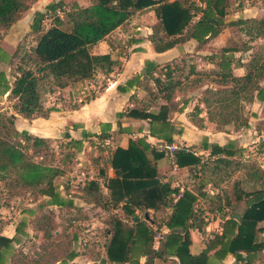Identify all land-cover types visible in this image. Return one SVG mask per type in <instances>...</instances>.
Here are the masks:
<instances>
[{
  "label": "trees",
  "instance_id": "trees-1",
  "mask_svg": "<svg viewBox=\"0 0 264 264\" xmlns=\"http://www.w3.org/2000/svg\"><path fill=\"white\" fill-rule=\"evenodd\" d=\"M38 1L41 0H0V33L7 31ZM47 1L45 12H36L30 26L35 37L34 45L28 50L18 47L12 55L13 61H9L8 54L0 49V60L9 61L14 78L10 89L4 72L0 71V94H6L10 89L8 100L12 103L11 110L27 120L46 117L54 111L44 107L45 95L82 84L93 79L98 72L111 73L117 61L110 55H94L91 48L133 16L146 11L154 14L160 27L154 30L151 27L149 40L156 53H163L191 40L197 43L198 48L207 45L221 33L225 24L220 19L227 7L226 0H91L87 6H79L71 0ZM196 17L197 21L192 22ZM49 18L51 22L45 27L44 22ZM247 22L251 23L255 37H264V13L259 19L238 20L226 25L239 26ZM237 51L235 48L221 49L220 58L215 62L218 70L208 74L214 77L212 82L219 88L207 86L198 102L205 108L207 120L221 132L229 126L235 130L249 128L250 123L243 114L244 103L264 102V52L252 57L246 66L235 67L232 54ZM212 57H209L211 64L215 59ZM234 68H244V75H235ZM157 69V65L146 62L144 72L128 81V88L146 76L144 89L150 90L146 85L152 80L158 93L169 103L173 94L181 89V79L176 76L178 69L174 63ZM167 111V106H161L156 113L138 109L120 113L118 117L147 121L149 136L172 144L171 135L164 133L169 126ZM194 112H200L197 106ZM195 123L201 127L200 120ZM84 137L89 140L88 135ZM98 139L103 141L106 138ZM50 141L17 131L15 117L5 111L0 112V184L10 200L29 192L48 199L47 206L61 209L74 205L55 188L54 181L65 174L64 170L46 162L33 161L37 154L43 152L45 156L51 151ZM83 144L82 140L70 139L65 142V147L80 153ZM203 148L208 150V157H214L212 160L222 165L227 163L226 159L236 155L232 141L224 146L205 143ZM110 157L109 165L114 177H105L109 200L115 206L121 204L122 215L130 219L131 225L125 226L120 219L109 222V228L104 232L108 242L103 263L165 264L175 258L178 264H210L211 261L222 264L228 256L234 259L235 264H255L259 260L260 253L264 251V242L259 238L262 230L258 226L264 222V190L248 196L247 207L242 214L224 213L223 207L209 208L207 213L219 215L220 233L212 234L204 248L192 254L191 231L204 235L208 225L204 210L196 207L199 198H208L207 195L201 190L180 191L163 183L156 162L164 157V153L157 152L143 138L129 140L126 149L115 148ZM174 159L178 169L191 171L201 165L199 156L187 149L175 151ZM98 175L104 176L103 168L99 169ZM256 177L255 172L249 174L251 180ZM83 192L86 202L97 208L103 209L109 201L94 183L86 184ZM242 193L235 189L237 202L249 195ZM215 199L218 202L223 200L219 196ZM161 210L169 212L159 222L148 215V211L156 214ZM138 211L144 213L142 218ZM236 215L239 221L235 219ZM36 216L31 223L32 231L41 233L45 240L50 241L54 234L52 214ZM26 225L22 221L16 233L26 237L23 231ZM158 233H161V238L156 241ZM17 242L16 236L0 235V264H54L57 261L67 264L77 257L76 252L71 251L60 258L58 253L66 249L56 245L50 250L53 244L41 246V251L33 257L22 252L14 253L12 244Z\"/></svg>",
  "mask_w": 264,
  "mask_h": 264
},
{
  "label": "rangeland",
  "instance_id": "rangeland-1",
  "mask_svg": "<svg viewBox=\"0 0 264 264\" xmlns=\"http://www.w3.org/2000/svg\"><path fill=\"white\" fill-rule=\"evenodd\" d=\"M71 1L73 2L74 0ZM226 3L225 15L220 19L225 25L217 37L218 39L202 47L200 55L195 53L183 55L180 59L173 62L178 69L176 74L178 79H185V76L188 75V79L185 82L179 79L182 83L179 91L182 93L189 92L188 94L194 97L199 96V101L207 86L219 88V85L212 82L214 77L208 74L211 71L218 70L215 62H218L222 48H235L238 50L232 54L235 67L246 66L252 57L264 52V37L254 36L251 23L247 22L239 26L226 25L238 20L261 18L264 13V0H226ZM42 10L45 12V6H42ZM149 13L150 11H146L140 15L148 16ZM197 19L198 17L194 18L192 22L197 21ZM29 20L28 17H23V27L26 28L28 26ZM50 22L51 18L45 21V27L49 26ZM151 26L153 30L160 27L159 23L156 22ZM15 30V27H12L8 28L6 32H15ZM34 40L35 37L33 35L26 33L21 37L16 49L19 47L22 50H28L33 45ZM187 46L189 47L190 45L188 44ZM176 47V50L180 52L184 50L182 46ZM211 56L215 57L212 64L214 68L209 66V57ZM189 66L192 67L191 70L188 69ZM196 68H198V72L195 71ZM233 73L244 74L245 70L244 68H234ZM95 76L90 82L92 80L97 81ZM146 86L150 89L145 92L147 96L154 86L151 83H147ZM92 90L93 92L95 91V89ZM48 96L45 95V100ZM148 102L149 104L144 97L138 103V109L158 106V102H153V100H148ZM243 108V114L250 123L249 128H237L235 130L234 127L229 126L224 132V135L227 133L232 136L236 152V155L226 159L227 163L218 164L208 157L206 152L200 150L199 158L201 161L202 157L203 163L200 162L201 165L197 166L198 168L187 171L186 169H174L171 161L167 157H163L166 160L165 168L160 175V180L163 183H168L180 191L183 189H190L195 192L201 190L200 192L208 197L199 198L196 205L197 208L204 210L205 220L207 219L208 222L204 235L198 232L195 233V240L201 241L204 245L210 236L220 228L219 215L211 212L207 213L209 208L223 207L222 212L224 213L242 214L247 207L248 196L264 190V102L244 103ZM226 140L225 142H227ZM95 141L104 144L99 139H89L83 144L82 150L85 151L82 156L84 160L83 167L85 171L91 172L94 176H99V169L102 167L106 168L107 163H109L112 145L104 144L102 147L98 146L95 148ZM65 142L62 138L50 141L51 151H48L45 156L43 152L37 154L33 157V161L46 162L64 170L65 174L55 179V188L59 193H63L67 200H72L74 205L71 208L61 209L47 206L46 202L48 199L29 194V192H23L21 196L10 200L6 191L2 188L3 185L0 184V234L12 238L14 236L17 237L18 242L12 244L14 253L22 252L33 257L37 251H41V246L48 247L53 244L50 246V250L56 245L66 249V251L58 253L60 258L65 256L66 252H76L77 257L67 264H105L103 261L105 260V244L108 242V237L104 232L108 230L109 222L113 219H120L125 226H130L131 222L129 218L125 219L122 215L121 204L115 206L109 200L108 190L103 194L109 200L103 209L86 202L83 192L86 183L78 181V179L69 175L73 171L75 161L80 153L67 149ZM176 146L181 148L180 144H176ZM194 148L197 149L198 146ZM252 172L257 175L255 180L249 178V174ZM235 189L238 192L241 190L242 194L249 195H242V201L237 202L235 200ZM216 196L223 200L218 202L215 199ZM225 197L229 200H224ZM209 198H212V200ZM28 211H32V213L28 214ZM168 212V210H161L159 213L154 214L152 211H148V215L159 222L160 218L164 217ZM47 213H51L53 216L52 229L54 234L50 241L45 240L41 233L32 232L30 230L31 226H27V223L29 225L32 223L34 216ZM137 214L140 218L144 215L143 212L139 211ZM22 221L27 224L23 230L27 234L26 237L16 233V229ZM258 226L262 230L259 233V238L264 242V222ZM154 246L157 247V244ZM196 250L197 248H195ZM54 264H60V262L57 261ZM255 264H264V251L260 253L259 260Z\"/></svg>",
  "mask_w": 264,
  "mask_h": 264
},
{
  "label": "crops",
  "instance_id": "crops-1",
  "mask_svg": "<svg viewBox=\"0 0 264 264\" xmlns=\"http://www.w3.org/2000/svg\"><path fill=\"white\" fill-rule=\"evenodd\" d=\"M74 1H76L79 6H87L91 3V0ZM47 5V0L34 3L31 5L30 9L24 12L21 18L10 27H15V32L5 31L1 34L0 49L8 54L10 57L9 61H13L12 55L16 51L21 37L26 33L32 35L30 26L34 18L33 14L36 12H43L42 6L46 8ZM23 17H28V19L31 20H29V24L26 28L23 27ZM155 22L156 18L152 12H150L148 16L137 14L124 26L119 27L108 35L105 40L94 45L91 48L92 54L110 55L112 60L117 61V65L113 67L112 72L107 75L98 72L97 76H95L97 81L95 82V80H92V82L95 83L88 80L82 84L69 86L49 95L44 102V107L51 108L54 111L50 112L46 117H36L27 120L11 110L12 103L8 100V95L14 78L11 76V65L9 61L7 62L6 59H1L0 71L4 72L10 89L6 94H0V112L5 111L8 115H13L15 117V128L19 132H26L32 136L50 140L62 138L64 141L72 139L85 142L87 139L84 135H88V139L90 140L104 137L106 139L102 142L112 145L111 150L113 152L117 147L126 149L129 140H136L138 138H143L145 142L151 146L164 142L162 139L149 136V125L147 121L127 116L118 117L120 113H126L129 110H138V103L145 97V101H147L148 104V100H153V102L156 103L158 102V106L146 107V112L151 111L156 113L161 106H167L168 111L166 120L169 122V126L168 130L164 133H169L171 135L173 144H180L181 148L190 150L194 152L195 155L200 156V150L206 152L208 155V150H204L203 148V144L205 143L224 146L233 141L232 136L227 133L224 135L225 131H218L215 125L207 120L205 108L202 104L198 103L199 96L194 97L188 94L189 92L182 93L177 90L173 94L171 101L167 103L162 98V94L158 93L152 80H149L148 83H151L154 88L151 92H148L146 96V89L143 87L146 82L144 81L146 76L141 77L140 83L128 88V81L132 80L134 76L144 72L146 62L157 65V70H159L166 65L172 66L173 62L180 59L183 55L192 53L200 55L202 48H198L197 43L193 40L177 45L184 48L182 52L176 50L177 47H174L163 53H156L149 40V36L152 33L151 25ZM217 39L216 37L207 45ZM188 44L190 45L189 47L187 46ZM209 66L214 68L211 63ZM188 69L191 70L192 67L189 66ZM195 71L198 72V68H196ZM235 75L243 76L244 74ZM156 76L155 74V77ZM185 80H187V78L181 79V81L184 82ZM92 89H95V91L93 92ZM195 106L200 110L198 114L194 112ZM197 120L201 121V127L196 125L195 122ZM227 129L228 128L225 130ZM66 135H68V139ZM225 140L227 142H225ZM195 146H198V148H194ZM211 158L213 159L214 157ZM165 163L166 160L164 158L156 162L159 175L162 174ZM201 163H203L202 157ZM107 164L106 168L102 167L104 176H99L113 178V170L109 163ZM61 195H63V193H61ZM27 213L31 214L32 211H28ZM27 224V226H31V224ZM30 230L32 231V227ZM195 233H197V231H191L190 233L192 235V243L190 246L192 254L198 253L204 248V244L201 243V241L195 240ZM216 233H220V228H218ZM0 235L6 236L4 234ZM6 237L12 238L10 236ZM195 248H197L196 251ZM166 264H178V260L172 258ZM210 264L218 263L211 261ZM222 264L235 263L234 259L228 256Z\"/></svg>",
  "mask_w": 264,
  "mask_h": 264
},
{
  "label": "built area",
  "instance_id": "built-area-1",
  "mask_svg": "<svg viewBox=\"0 0 264 264\" xmlns=\"http://www.w3.org/2000/svg\"><path fill=\"white\" fill-rule=\"evenodd\" d=\"M107 145L106 143H104ZM104 144H100L99 141L94 142L95 148L98 146H104ZM109 145V144H108ZM157 152H162L164 153V156L167 157L170 161L171 164L173 165L174 169H177V166L175 165V159H174V154L175 151L183 148H178L175 144H167L166 142H161L155 146H153ZM84 150H81L80 154H78V157L75 161L73 171L69 173V175L73 178L78 179V181H81L83 183H94L97 185L99 191L103 194L107 192V187H106V179L104 177L100 176H94L91 172L85 171L83 167V154ZM104 196V195H103ZM161 238V233H158L155 236V240H159Z\"/></svg>",
  "mask_w": 264,
  "mask_h": 264
},
{
  "label": "water",
  "instance_id": "water-1",
  "mask_svg": "<svg viewBox=\"0 0 264 264\" xmlns=\"http://www.w3.org/2000/svg\"><path fill=\"white\" fill-rule=\"evenodd\" d=\"M234 217H235V219H237V220L239 221V219H240L239 216L236 215V216H234Z\"/></svg>",
  "mask_w": 264,
  "mask_h": 264
}]
</instances>
